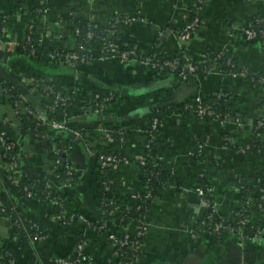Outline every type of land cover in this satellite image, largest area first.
Here are the masks:
<instances>
[{"label":"crops","instance_id":"obj_1","mask_svg":"<svg viewBox=\"0 0 264 264\" xmlns=\"http://www.w3.org/2000/svg\"><path fill=\"white\" fill-rule=\"evenodd\" d=\"M70 12L77 19L100 26H106L115 16H137L114 28L118 46H127L133 56L126 60L95 59L73 72L50 63L26 62L12 52L23 43L30 25L33 39L40 47L47 49L56 43L65 51L72 50L75 42ZM0 14L4 15L7 30L0 39V50L12 55L7 62L4 59L0 62L3 61V67L11 71L18 83L28 90L30 82L42 80L62 96L70 95L71 85L78 87L77 98L70 106L44 113L46 123L40 124L39 133L27 135L16 131L15 112L6 94L0 91V121L11 126L10 137L21 152L16 168L9 169L0 160V193L6 199L2 203L4 215L7 212L20 215L23 221L38 223L45 231L37 235L28 225L16 228L11 219L0 214L2 264L7 253H12V257L5 264H56L60 258L73 257L77 243L82 240L86 241L84 251L92 257V264H118L115 249L107 239L109 232H121L113 220L106 222L103 232L82 222L68 221V214L64 220H58L54 217L59 212L55 210L56 203L20 195L15 181L20 172L21 175L27 172L53 191L75 216L94 220L101 207L97 145L106 152L117 150L130 158V162L116 168L113 194L121 207L128 208L142 188L137 160L144 154L147 124L143 116L162 109L165 115L157 139L161 161L171 167L172 176L167 187L158 188L157 197L149 204L146 214L149 227L128 263L264 264L263 232L261 242L244 241L239 246L235 233L217 236L200 224L206 211L193 192L197 179L195 169L190 166L201 156L199 164L220 219L229 221L235 208L247 206L249 217L264 222V187H257L258 176L264 172V131L256 133L253 129L254 122L264 118V85L250 84L245 78L229 77L216 69L180 82L170 74L143 66L136 59L157 50L163 57L199 62L206 50H225L231 53L239 70L251 75L264 73V48L240 36L228 37L250 19L264 18V0H0ZM191 17L197 19V26L187 40H182L180 34L192 21ZM102 89L119 95L104 111L116 121L100 123L95 133L81 136V141L73 143L67 160L75 179L65 185L55 177L50 164L51 146L62 138L57 135L59 131L50 127V122L73 124L86 99H92ZM216 93L225 97L219 106L228 116L222 121L200 119L193 114L183 116L171 107L174 104L161 107L175 100L178 104L186 98L209 99ZM41 100L49 105L53 101L51 95ZM82 122L77 120L73 124L79 134L82 127L90 124ZM119 124L127 128V135H124L125 147L117 148L113 144V131L112 138L107 139L104 129L114 130ZM250 144H257L259 151H242ZM197 151L199 157L195 155ZM29 234L33 235L32 239L27 238Z\"/></svg>","mask_w":264,"mask_h":264},{"label":"trees","instance_id":"obj_2","mask_svg":"<svg viewBox=\"0 0 264 264\" xmlns=\"http://www.w3.org/2000/svg\"><path fill=\"white\" fill-rule=\"evenodd\" d=\"M193 17V16H192ZM192 17L189 18V20H192ZM5 22L4 15L0 14V28L3 26V23ZM258 22V23H257ZM249 24L255 23L256 24V30L261 29L264 27V18L263 17H257L250 19L248 22ZM117 25H114L112 20L106 25V26H100L96 23H92L88 20H82V19H74L72 26H71V35L74 39L75 42V47L73 49L79 50L81 53H84L85 55H90L89 53V48L93 49L94 51H100L101 47L104 46L106 43L104 37L107 35L108 32L114 31V28ZM1 30V29H0ZM255 30V31H256ZM90 31L92 34V39L93 42H95L96 45L91 46V47H84L83 49H79L81 45H86L88 44V39L86 37L87 32ZM242 38V37H241ZM244 39V38H242ZM260 37H255L252 40H249L247 42L250 43H256L264 48L263 44H260ZM89 46V45H87ZM34 48L31 46V44L27 43L25 44V41L20 44V46L17 48L15 51V54H18V56L21 59L27 60L26 62H36V63H50L54 64L57 66L65 67L64 65L59 64V60L57 58L54 59L53 62L49 60L47 55L44 53V47H39L38 51L35 53L34 56L29 55L27 53L31 52V49ZM45 50H50V51H55L56 53L63 54V49L57 45L56 43L50 45L47 47ZM121 50H129L127 46H122ZM92 51V50H91ZM90 51V52H91ZM109 54H113V51L109 50ZM209 60L214 61L217 63L218 70L220 73L223 75H226V72L228 71V68H230L232 71H240L238 67H236L235 62L232 59L231 53L224 51V53L219 56L220 51L218 50H206L204 52ZM138 54V53H137ZM139 55V54H138ZM37 56V57H36ZM141 56V55H139ZM36 57V58H35ZM150 59H152L153 63L159 64V72H163L165 74H170L172 77L180 82H185L186 80H183L185 71L183 67H181L180 63L176 61V59L165 56L163 57L158 53L157 50L153 51L151 54L148 55ZM229 60L230 63L232 64V67L229 65H226V61ZM176 62L175 65L169 66L165 65V63H174ZM194 63L197 67V70L195 72V75H206L204 73V66L200 61H191ZM82 66V65H81ZM80 66V67H81ZM72 71V69H71ZM78 71V69L76 70ZM75 71V72H76ZM263 75V73L259 75H251L247 74L246 77H244L250 84H257L255 83L257 81V78ZM14 76V75H13ZM15 77V76H14ZM253 79V80H252ZM0 83L2 84V93L6 94L7 96V102L10 103L13 107V111L15 112V120L13 123H15V129L19 134L22 135H27L28 133H39L40 130V122L36 118V111L30 104V102L25 98V96L20 92L18 88H16L15 85L12 83H8L0 79ZM36 86L34 87L35 90L38 93H33V91L30 89L29 93L34 96L40 103L41 110L43 113H52L50 109V105L43 102L41 100V95L42 97L48 96L50 93L49 90H52V99L56 98V106L57 109H60L61 111L64 110L66 107L70 106L72 101L77 98L76 96V91L78 87L76 85H71L70 90L71 93L67 97H60L57 98V90L56 88H53L51 84L46 83L42 80H36ZM50 96V95H49ZM119 97L118 93L108 90V89H102L98 93L97 99H91L96 103L97 106H102L103 109H107L108 106L114 102L117 98ZM196 98H186L179 102L178 104H174L171 107H174L175 110L184 115H192V107L196 106L197 103L195 101ZM225 99L224 96H219V94H214L211 96L209 99H202L201 100V105L203 107H208L210 110H212L215 114H219L218 120H223L228 116L226 111L219 106V103L222 102ZM85 105H82L83 107ZM24 107H28V111L24 110ZM165 115V110H157L154 112H148L146 115L143 116L144 122L148 125L153 122V120H156L159 125L161 123V120L163 119ZM214 118L213 116L210 117H204L203 119H211ZM216 119V118H215ZM257 120H261L264 122V118H259ZM256 120V121H257ZM255 121V122H256ZM69 122V121H68ZM74 122V121H72ZM71 123V121H70ZM69 123V124H70ZM72 124V123H71ZM70 124V125H71ZM99 125V123L95 124H89L87 127H82L80 129V134L81 136H87L88 134L95 133L96 132V127ZM69 126V125H68ZM264 129V128H263ZM10 131H11V126L8 124H5L4 122L0 121V133L4 132V139L9 142L13 143L12 138L10 137ZM264 131V130H261ZM114 147H125V137L123 135H127V128L123 124H119L118 127H116L114 130ZM158 133V131H156ZM155 130H152V133H156ZM124 139V140H123ZM58 146H62L64 143H69V140L66 139L65 137L57 139V141L54 142ZM152 144V153L153 157H145V164L140 165V172L142 174L143 183L148 186L150 189V193L152 197H157V190L159 187L164 186L171 178L172 176V169L170 166L167 164L163 163L161 160H158V158H162V152L159 147V141L158 139H155ZM259 147L257 144H250V147L245 150V152H257L259 151ZM111 152V151H110ZM20 147L17 144H13V148L11 151L5 152L4 156H1V162L3 164H9L13 160H16L20 156ZM114 156L117 157L118 159L123 158V154L118 152L117 150L114 152ZM56 157L52 158V161L50 164L54 163V159ZM61 158V157H60ZM67 158H65L64 162L59 165V167L56 168L54 171L55 177L61 181L62 183L66 182H72L75 179L74 171L71 169V166L66 163ZM201 159V156H200ZM197 162L192 163L193 165H190L195 169L194 174L197 179L196 185L197 187L205 188L207 186V181L206 178L204 177L203 171L201 170V164H199V160ZM197 163V164H196ZM121 165V162L118 163L115 167H108L106 169L105 174L102 176L103 177V183H100V201H101V207H100V213L99 215L94 219L90 220L89 223L91 224L92 229L98 231V232H103L106 227V222L108 220H113L115 223V226L117 229L120 230L119 226L122 225H127V232L125 233L128 235V239L130 241H142V238L138 235V227H139V218L141 215L147 213L149 204L151 203L150 200H147L142 196V198H136L135 201H133V205H131L128 208L121 207V211L115 215L110 214V210L112 209V206H108L105 204L106 199H112L113 194H114V189L116 187V178H115V172L116 168ZM260 182L257 183V187L261 188L264 187V172L260 173L258 176ZM16 190L20 195L26 196L30 195L31 198H36L40 199L42 202H49L55 201V194L53 191H51L48 187L45 186V184L38 180L37 178L33 177L31 174L27 172H22L21 177L19 178L18 182L16 183ZM261 195V192L259 191V196ZM209 200H213L212 196L209 194L206 195ZM258 196V198H259ZM5 194L0 193V202L5 203ZM65 210L66 207L63 204V207L60 208V206L56 203L55 210L60 211V210ZM67 210V209H66ZM204 217L209 215V211L205 209ZM68 215L73 214V212L67 210L66 212ZM232 218L229 221H224L220 219V217L217 216V214L213 213L211 216V225L213 226L216 223H222L226 224L230 229L233 230L235 234H238L239 232L244 233V234H257L258 231H263L264 230V222L259 220V219H252L249 217V210L247 206H242L240 209L235 208L232 211ZM67 216V215H66ZM243 219L245 222L237 224V222ZM103 225L105 227H103ZM33 233L37 235L44 234V228L41 227L38 223H35V226L33 227ZM230 232V230L227 228L225 230H221L218 236H222L224 233ZM22 234V233H21ZM36 236V235H34ZM118 238L123 237V233H119L117 235ZM116 256H117V261L119 264H129L128 260L131 256H134L137 252L134 250H131L126 247H118L116 248ZM11 254L12 253H7L3 256L4 261H10L11 259ZM128 258V259H127Z\"/></svg>","mask_w":264,"mask_h":264},{"label":"built area","instance_id":"obj_3","mask_svg":"<svg viewBox=\"0 0 264 264\" xmlns=\"http://www.w3.org/2000/svg\"><path fill=\"white\" fill-rule=\"evenodd\" d=\"M45 10H42L41 12L43 13ZM69 18L73 21L74 19H76L75 14L70 12L69 14ZM137 16L134 15H129V16H115L112 18V22L114 25H119L121 23H129L130 21L136 19ZM197 19H194L190 22H188L185 26L183 31L180 34V39L182 40H187L190 37V34L193 32V30L196 28L197 26ZM258 23V22H257ZM256 24L252 23V24H247L244 27L238 28L234 31H232L231 33L228 34L229 38H232L234 36H240L242 38H244V40L249 41L254 39L255 37H260V44L264 45V27H262L259 30H256ZM0 39H2L4 36H6L7 30L5 27V24L3 23V26L0 28ZM256 30V31H255ZM86 37L88 39V44L86 45H81L79 49H83L84 47H91L96 45L95 42H93L92 39V34L90 31L87 32ZM117 32H114L113 30L108 32L107 35L104 37L106 43L104 44V46L101 47L100 51H94L93 49L89 48V53L90 55H85L84 53H81L79 50H75L72 49L70 51H65L63 50V54H59L56 53L55 51H50V50H45L44 49V53L47 55V57L49 58V60L51 62L54 61L55 58H57L59 60V64L64 65L65 67H67L68 69H72L73 72H75L81 65H86L92 61H94L95 59L103 61L105 59H109V58H113V57H118L119 59L122 60H126L129 57L133 56V52L129 51V50H121V47L118 46V44L116 43L117 41ZM25 44L29 43L31 44L32 48L30 53H27L29 55L34 56L35 53L38 51V48L40 47V43H37L34 41L33 39V26H29L28 28V32L27 35L24 39ZM23 41V42H24ZM89 45V46H87ZM109 50L113 51V54H109ZM225 50H221L219 56H221L224 53ZM15 52V49L12 51ZM37 57V56H36ZM35 57V58H36ZM135 59V58H134ZM138 59L137 61L140 62L142 65L144 66H148L151 67L152 69H159V64L157 63H153L152 59H150V57H148V55H144V56H140V58H136ZM176 59V61L178 63H180L181 67H183L184 71L186 74H184L183 80L188 79L190 76H194L195 72L197 70V67L194 63L191 62L190 59L186 58L184 61L180 60V58H174ZM203 64L204 66V73L205 74H209L210 71L212 69H216L218 70L217 67V63H215L214 61L209 60L208 56L203 53L200 57V64ZM176 62L174 63H165V65H169V66H173L175 65ZM226 65H229L230 67H232V64L230 63L229 60L226 61L225 63ZM220 73V71H219ZM246 71L244 70H240V71H232L230 68H228V71L226 72V75L229 77H233V78H237V77H246L247 76ZM253 80V79H252ZM258 85H264V73L263 75H261L260 77L257 78V81L255 82ZM36 81H32L29 83L28 87L31 88V90L33 91V93H38L37 90H35V86H36ZM0 91L2 92V84L0 83ZM50 94L52 95V90H49ZM58 92V91H57ZM38 95H40L38 93ZM48 95V96H49ZM60 97H67V96H62L60 95V93L57 94V98ZM98 95H95L94 97H92V99H97ZM42 98V95H41ZM56 100V98H54ZM53 99V101H51V105H50V109L52 110L54 107H56V101ZM197 105L192 107V113L193 115H195L196 117L203 119L204 117H210L213 116L214 118L218 119L219 118V114H215L212 110H210L208 107H203L201 105V99L200 98H196L195 99ZM85 106L80 107L79 112L80 115L79 116H88V115H96L98 113L104 112L106 109H103L102 106H97L96 103L94 101L87 100L86 102L83 104ZM24 110L28 111V107H24ZM36 111V110H35ZM37 115L36 118L39 120L40 124H44L45 122V115L42 112V110L40 111H36ZM222 121V120H221ZM91 124H95V123H103V122H90ZM98 126V125H97ZM50 127L53 130H57V131H63L65 133H68L70 129V127L67 125L66 121H62L61 123L56 122V121H51L50 122ZM97 128V127H96ZM159 128V123L156 120H153V122H151V124H148L147 127L144 130V154L143 156H141L137 161L139 166L140 165H144L145 164V157H153V153H152V144L151 142H153L155 139H157V135L158 133L156 131H158ZM264 122L261 120H257L256 122H254L253 124V129L254 131H256V133H259L261 130H264ZM152 130H155V134L152 133ZM101 131H103L101 129ZM113 130L107 131L106 129H104V132L106 133V138H112L111 137V133ZM114 134V132H113ZM4 135L5 133L2 132L0 133V159L1 156L5 155V152L11 151L13 148V144H15V142L13 141V143H9L4 139ZM79 136L81 137V135L79 134ZM124 137V135H123ZM124 140V139H123ZM71 140L69 139V142ZM69 145L68 143H64L62 144V146H58L55 143L51 146V157H56L54 159V163L51 164V168L54 171L56 170L57 167H59V165H61L65 158H66V153L69 150ZM200 147V146H199ZM198 147V148H199ZM249 147H244L242 148V151H245L246 149H248ZM199 151V150H198ZM196 152L195 155L197 157L200 156L199 152ZM124 155V154H123ZM61 157V158H60ZM17 160H13L11 163L9 164H4L7 168L12 169V168H16ZM67 160V159H66ZM158 160H162L161 158H158ZM96 161L97 164L99 166L100 169V177H99V181L100 183H103V175L106 172V169L108 167H115L116 165H118V163L121 162V164H126L128 162H130V158L127 157L126 155L123 156V158L118 159L117 157L114 156V153H109L104 151V153H96ZM67 164H69L68 160L66 161ZM70 165V164H69ZM72 169V168H71ZM18 178L16 179V183L18 182L19 178L21 177V172L20 174H18ZM144 176H142L143 179ZM65 185L70 184V182H66L64 183ZM168 182L162 186V187H167ZM182 191H188L186 188H180ZM193 192L197 195L198 200H199V205L205 209H210V213L209 215H207L206 217H204L200 224L204 226V228L206 230H208L211 233L216 234L217 236L219 235L221 230H225V229H229L230 232H233L232 229H230L226 224L221 223H216L213 226L211 225V216L213 215V213L216 214L215 210H214V203L213 200H209L207 198V194L211 195V189L209 187V185L207 184V186L205 188H201V187H197L195 186V188L193 189ZM144 196V198H146L147 200L152 201L154 197H152L151 193H150V189L148 188V186L146 184L143 183L142 181V188L141 191L138 192L136 194V198H142L141 195ZM28 197H31L30 195H27ZM56 196V195H55ZM54 203H57L60 208L63 207L64 202H62L60 200L59 197H55V201ZM105 204L108 206H112V209L110 210V214L115 215L117 213H119L121 211V206L118 204V202L114 199V197L112 199H106L105 200ZM66 210H60L58 212V214H56L54 217H56L58 220H60L61 218H63L62 220H64L66 218L67 213L65 212ZM0 214L1 216L11 219V222L15 225V227H24L25 225H28L29 230L31 228H33L35 226V224L30 221H23L22 217L20 215L17 214H13L12 212H7L4 215V208H3V204L0 202ZM146 214H143L140 216L139 218V227H138V235L140 236V238L143 239L148 227H149V223L147 221L146 218ZM68 221H77V222H82L85 223L87 226H91V224L89 223V221L84 218V217H80V216H75L74 214L68 215L67 217ZM245 220L240 219L237 224L239 223H244ZM103 227H105L103 225ZM121 232L123 233V237L122 238H118L117 235L119 233H114V232H109L107 234V239L112 243L111 245L114 247L115 251L116 248L118 247H126L129 248L131 250H137L140 247L141 241L140 240H136V241H130L128 239V235H126L125 233L127 232V225H122L119 226ZM262 232L264 233V231H258L257 234H244L239 232L237 235L238 238V245L242 246L244 241H258L261 242L263 240V235ZM234 233V232H233ZM32 234H29L27 238L32 239ZM85 240L79 241L77 243L76 246V252L74 254L73 257H65V258H60L56 261V264H80L82 262H85L86 264H92V257L89 256V254H87L84 250L86 248V244H85ZM115 256H116V252H115ZM117 257V256H116ZM128 259V258H127ZM6 262L9 261H4L3 260V264H5ZM0 264H2V257L0 256ZM119 264V262H118Z\"/></svg>","mask_w":264,"mask_h":264},{"label":"water","instance_id":"obj_4","mask_svg":"<svg viewBox=\"0 0 264 264\" xmlns=\"http://www.w3.org/2000/svg\"><path fill=\"white\" fill-rule=\"evenodd\" d=\"M11 56L12 55L10 53H6V52L0 50V60L4 59L7 62V60L10 59ZM15 56H18V54H15ZM2 62L3 61L0 62V79H2L5 82L12 83L13 85H15L16 88H18L20 90V92L25 96V98L30 102L32 107L36 111H40V106H39L38 102L36 101V99L29 93V91L23 85H21L20 83L17 82V80L11 74L9 69H5L3 67ZM176 103H177L176 100L170 101L168 103L162 104L161 107L169 105V104H176ZM108 114L109 113H107V112H101V113H98L96 115L78 116V117H75L72 121L78 120V121H86L88 123L94 122V121H96V122H101V121L102 122H114V121H116V118L110 117ZM57 135L59 137H65L66 139L71 140L74 138L75 134L72 132L65 133L63 131H59V133H57ZM29 136L31 139L33 138L32 134H30ZM74 141H76V142L81 141V137L77 135L74 138ZM207 210L210 211V209H207Z\"/></svg>","mask_w":264,"mask_h":264},{"label":"rangeland","instance_id":"obj_5","mask_svg":"<svg viewBox=\"0 0 264 264\" xmlns=\"http://www.w3.org/2000/svg\"><path fill=\"white\" fill-rule=\"evenodd\" d=\"M144 66V65H143ZM10 71V70H9ZM11 72V71H10ZM58 109L56 108V107H54L53 109H52V112L54 111V113L57 111ZM79 115V114H78ZM60 120H58V122H59ZM62 121H60L59 123H61ZM80 122H82V121H80ZM83 123V122H82ZM73 124H74V126H75V123L73 122ZM73 124H69V122H67V125H69V127H70V129L71 130H69V132H72V133H74L76 136L78 135L79 136V130H77L78 128H76V127H74L73 126ZM74 135V138L76 137ZM74 138L73 139H71V141L68 143V145L70 146L69 147V150L71 149V147H73L72 145H73V143L75 142L74 141ZM81 140H82V138H81ZM95 149L97 150V152L98 153H104V149H102L101 147H98L97 145H95ZM69 150L67 151V153L65 154L66 155V158H67V154H68V152H69ZM80 217H83V216H81L80 215Z\"/></svg>","mask_w":264,"mask_h":264}]
</instances>
